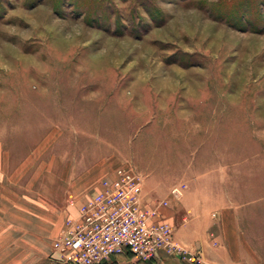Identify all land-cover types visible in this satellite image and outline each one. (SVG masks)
Instances as JSON below:
<instances>
[{
	"label": "rangeland",
	"instance_id": "rangeland-1",
	"mask_svg": "<svg viewBox=\"0 0 264 264\" xmlns=\"http://www.w3.org/2000/svg\"><path fill=\"white\" fill-rule=\"evenodd\" d=\"M106 163L171 202L180 250L104 264H215L188 195L210 248L232 208L263 250L264 0H0L1 196L56 203Z\"/></svg>",
	"mask_w": 264,
	"mask_h": 264
},
{
	"label": "built area",
	"instance_id": "built-area-1",
	"mask_svg": "<svg viewBox=\"0 0 264 264\" xmlns=\"http://www.w3.org/2000/svg\"><path fill=\"white\" fill-rule=\"evenodd\" d=\"M184 189L174 187L173 200H179ZM171 208L168 199H148L141 177L119 168L81 204L75 217L65 220L52 242L49 264H103L128 256L149 262L161 252L170 255L180 250L174 227L162 214Z\"/></svg>",
	"mask_w": 264,
	"mask_h": 264
},
{
	"label": "crops",
	"instance_id": "crops-1",
	"mask_svg": "<svg viewBox=\"0 0 264 264\" xmlns=\"http://www.w3.org/2000/svg\"><path fill=\"white\" fill-rule=\"evenodd\" d=\"M112 171L111 163L86 171L71 183L70 197L63 199L60 195L56 203L0 193V264H48L53 253L52 242L65 220L77 215L81 204L95 195L103 180L114 177ZM9 187L8 183L0 184V190L10 194ZM183 205L191 222L181 234L189 240L191 236L199 237L208 261L212 258L215 264H264V240L262 251L248 241L245 235L248 229L240 221L238 211L231 208L219 212L220 223L215 232L219 247L212 249L208 243L212 232L205 233L211 227L210 221L196 210L190 195ZM162 214L174 225L170 210L164 209Z\"/></svg>",
	"mask_w": 264,
	"mask_h": 264
},
{
	"label": "trees",
	"instance_id": "trees-1",
	"mask_svg": "<svg viewBox=\"0 0 264 264\" xmlns=\"http://www.w3.org/2000/svg\"><path fill=\"white\" fill-rule=\"evenodd\" d=\"M104 264V263H103Z\"/></svg>",
	"mask_w": 264,
	"mask_h": 264
}]
</instances>
